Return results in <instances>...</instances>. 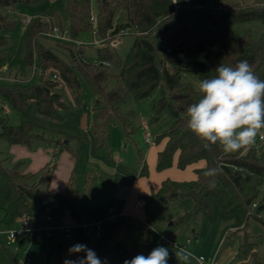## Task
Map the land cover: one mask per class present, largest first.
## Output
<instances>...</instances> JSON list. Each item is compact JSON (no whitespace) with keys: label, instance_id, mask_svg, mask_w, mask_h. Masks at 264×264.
Wrapping results in <instances>:
<instances>
[{"label":"trees","instance_id":"trees-1","mask_svg":"<svg viewBox=\"0 0 264 264\" xmlns=\"http://www.w3.org/2000/svg\"><path fill=\"white\" fill-rule=\"evenodd\" d=\"M39 1L0 0V9L15 4L34 5ZM94 1L97 38L106 39L108 43L120 31L132 35L133 43L125 57H118L114 48L107 45L95 47L96 63L86 60L83 48L91 44L79 45L77 42L84 41L82 38L87 34L94 39L89 21L90 1L66 0V29L71 41L63 42L43 36L54 26L52 20L45 24L38 18L30 19L24 25V63L30 68L34 65L40 72L32 76V83L27 86L16 83L6 87L0 85V97L17 111H22L33 101L38 114L60 121L68 107L58 93V80L78 100V76L82 77L99 98L90 110L92 121L89 131L94 138V150L98 152L105 146L106 123L111 116L118 118L127 134L132 132L126 117L118 112L124 93L131 92L135 98L141 99L159 87L161 98L154 103V112L157 115L168 112L171 123L154 140L155 144L164 141V147L157 153L156 171L170 168L175 156L176 168L179 170L199 161H203L204 166L193 170L192 180H164L156 192L146 196L144 210L173 200L187 199L192 209L179 217V222L187 218L194 219L198 214L209 217L208 199L218 196L220 188L225 196L221 215L234 216L238 231L246 229L250 219L264 226V221L258 216V210L264 207V194L256 208L251 210V204L263 191L264 145L259 150L253 145L247 152L232 154L223 153L216 146L211 151L206 150L203 142L188 130L184 114L186 107L196 102L200 94L190 84L180 80V74L187 72L196 73L199 80L211 77L216 74L215 68L221 63L234 66L242 60H247L255 73L264 79V33L254 39L248 32L228 36L226 30L231 24L249 20L264 24V0H254L249 6H211L209 0H192L190 6L184 0ZM14 26L15 22L8 21L0 14V48L6 43L3 32ZM59 29L64 30L60 24ZM43 40L53 45H45ZM157 40L162 42V47ZM59 49L63 51L58 52ZM2 59L0 50V65ZM110 66L117 69L116 74L109 72ZM52 75H56L57 79H53ZM111 80L115 81V85L107 88ZM0 140L27 149H32L36 141L42 142L49 150L50 158L56 161L65 151L76 158L87 136L85 132L79 131L73 138L54 137L52 133L32 124L11 126L0 117ZM71 141L76 145L75 150L69 146ZM139 156L143 158L140 152ZM141 161L139 174L145 176L147 167L144 159ZM22 164L19 161L12 168H6L0 159V224L10 228L22 218L40 222L47 216L56 224H61L65 212L76 223L84 221L80 203L85 195L75 188L72 175L63 192H53L49 190L48 184L55 162L34 173L21 172L19 169ZM209 167H218L222 172L215 178L205 177L203 171ZM210 179H214L215 186L212 188L209 187ZM121 223L122 219L119 218L107 221L104 215L96 254L106 264H124L125 260L137 255L135 244L121 252L112 249L114 232ZM75 244L82 242L78 238ZM253 248L251 237L245 234L239 248L244 260L255 259ZM58 250L51 249V257L55 264H64ZM82 256V252L74 254L73 260ZM168 264L176 263L168 260Z\"/></svg>","mask_w":264,"mask_h":264},{"label":"rangeland","instance_id":"rangeland-1","mask_svg":"<svg viewBox=\"0 0 264 264\" xmlns=\"http://www.w3.org/2000/svg\"><path fill=\"white\" fill-rule=\"evenodd\" d=\"M90 1L91 14L95 16L96 5L94 0ZM187 6L192 0H184ZM254 0H209L211 6H223L226 4L252 5ZM66 0H41L34 5L15 4L10 8L0 9V14L8 21L15 22V26L5 30L3 35L6 43L0 48L2 52V63L0 65V85L9 86L16 83L19 86H27L32 83V70L24 63V25L27 19L38 18L41 21L52 20L55 27L59 24L66 30ZM120 17V16H119ZM228 36L242 35L248 32L250 36L257 39L264 33V24L258 20L231 24L226 27ZM82 43L90 44V34L82 38ZM45 45L53 44L43 40ZM78 42V43H81ZM49 43V44H48ZM133 43L130 34L123 35L116 40L114 52L118 57L124 58ZM159 46L162 42L157 40ZM95 45L83 48L84 58L89 62L96 63ZM59 49L58 52H62ZM174 69V68H172ZM111 74H116L117 69L113 66L108 68ZM80 83L79 99L76 100L69 88L58 80V93L68 109L62 113V120H53L38 114L36 105L30 101L22 111L15 110L5 99L0 97V117L4 118L7 124L17 126L20 123L32 124L38 129L50 132L54 137L73 138L79 131L86 133L87 140L81 146L79 153L74 158L68 152H62L56 161L49 159L48 165L54 162L59 165L58 178L72 175L75 188L81 191L85 198L80 203L83 220L81 223L62 222L60 226H52V238L44 239L42 229L33 232L34 237H41L19 244V240L6 245L5 232L8 227L0 224V264H55L52 259L51 249L58 250L62 261L73 259L69 255V247L80 239L82 244L96 252L97 232L96 225L102 227L104 215L110 210L113 219L121 215L125 198L122 193L128 192L139 178V165L145 160L148 146L153 147L155 137L171 123L168 112L163 111L155 114L154 103L161 98L160 88H155L152 93L141 99H137L131 92L124 93L123 102L118 105V112L126 117L132 132L127 134L123 130L120 121L116 116H111L106 123L105 146L100 151L94 150V138L90 134L92 114L90 112L94 101L98 96L82 77L78 76ZM180 80L191 85L198 91V75L194 72L180 74ZM115 81L108 82L107 88L113 87ZM146 135L149 143H145ZM258 144V145H257ZM264 142H256L254 147L259 150ZM72 150L76 149L74 141L69 142ZM9 144L0 140V159L6 168H12L13 155L8 153ZM40 147L46 149L42 142L33 143V149ZM48 150V149H47ZM139 152L143 157L140 159ZM50 156V154H48ZM63 161H62V160ZM23 160V159H18ZM18 162V161H17ZM21 162H29L27 159ZM23 166V164H22ZM26 166L19 170L23 172ZM143 177V176H141ZM140 177V178H141ZM216 197L208 199L210 216L205 217L198 214L194 219L187 218L179 222V217L190 212L192 204L189 200H173L165 205H156L144 210V203L139 196L140 208L136 214L138 222L133 224L131 230L117 233L112 242V249L121 252L129 245H136L137 254L147 255L157 246L168 248L170 261L178 264L175 252L180 247L171 246L172 242L179 245L185 239L190 240L186 249L190 250L195 257L203 259L202 264H264V226L255 219H250L246 229H236V218L234 216L223 217L221 206L225 201L223 191L219 188ZM263 191L255 199L259 203ZM261 207V204L259 205ZM258 216L264 221V207L258 210ZM108 221V220H107ZM14 224L11 229L18 228ZM69 228L70 233H65ZM247 234L254 243L255 259L244 260L239 252L243 236ZM158 242L154 244L153 241ZM192 264H199L198 260Z\"/></svg>","mask_w":264,"mask_h":264},{"label":"clouds","instance_id":"clouds-1","mask_svg":"<svg viewBox=\"0 0 264 264\" xmlns=\"http://www.w3.org/2000/svg\"><path fill=\"white\" fill-rule=\"evenodd\" d=\"M215 73L198 82L200 98L184 110L187 128L206 150L216 146L226 154L247 152L258 136L264 140V79L247 60L234 66L221 63ZM221 172L218 167H209L203 175L215 178ZM214 186V179H210L209 187ZM81 252L84 256L65 259L64 264H106L87 245L75 244L68 249L70 256ZM174 255L178 264L198 260L186 248H178ZM169 256L168 248L157 246L149 254H137L124 264H168Z\"/></svg>","mask_w":264,"mask_h":264},{"label":"crops","instance_id":"crops-1","mask_svg":"<svg viewBox=\"0 0 264 264\" xmlns=\"http://www.w3.org/2000/svg\"><path fill=\"white\" fill-rule=\"evenodd\" d=\"M163 147L164 141L160 142L159 144L153 147L148 146V150L145 155L146 158L144 160L147 167V174L143 177H141V175L139 174V178L136 180L135 185L128 192L121 194V196L125 198L126 201H124L121 210V215L118 217L119 219H122V223L116 228L113 235V240L117 233H123L126 232V230H131L133 224L139 221L135 216L137 213L140 212V207H134L137 202H140L139 196H145L142 198V201L144 202L146 196H149L152 192H156L164 180H171L175 182L192 180L194 179L193 170L204 166V162L199 161L195 164L187 166L184 170H179L176 168L175 156L173 165L170 168L162 171H156L155 166L157 160V153L160 152ZM8 153L13 155V159L11 161L12 163H17V161L19 162L20 160L18 159H27L29 161L26 163L23 162V166H26L23 173H34L38 171L43 166L47 165L50 159V156L48 155L50 154L49 150L42 149L40 147H37L36 149H33V147L32 149H27L22 145H9ZM139 167L141 168L140 165ZM57 168H59V165L57 166L56 164L52 176L49 180L48 186L49 190L53 192H63L65 190L69 177L66 175L65 177L63 176L60 180L57 177L59 174ZM64 221L69 222L70 224L74 222L67 212H65V214L63 215L61 224ZM131 242L132 237L129 239V245L126 247V249L132 247ZM60 247L61 246L59 245L58 249H60Z\"/></svg>","mask_w":264,"mask_h":264},{"label":"built area","instance_id":"built-area-1","mask_svg":"<svg viewBox=\"0 0 264 264\" xmlns=\"http://www.w3.org/2000/svg\"><path fill=\"white\" fill-rule=\"evenodd\" d=\"M89 21L91 23L92 26V35L94 36V39L92 40V42L90 44L98 46V47H105V46H110L112 48L116 47V40L123 36V35H127V31H120L118 32L116 35H114L108 43H106V39H99L96 37L97 33H96V29H97V24H96V19L95 16L91 14ZM29 22V19L26 20V24ZM42 23L48 24L49 21L48 19L42 21ZM43 36L49 37L53 40H58V41H63V42H68L71 41L69 38V33L68 30H63L61 31L59 29V27H55L52 26L51 31L47 32V33H43ZM79 45H90L87 43H78ZM32 70V76H34L35 74L39 73L40 71L36 70L35 66L33 65L31 67ZM53 79H57L56 75H52ZM257 140L259 142H264V140H261L259 138V136L257 137ZM145 143L148 144L149 143V138L146 135L145 137ZM140 202H137L135 204V208L140 207ZM256 208V203H252L251 204V210H254ZM113 215L112 211L110 210L107 214H106V220L108 221H113L115 219H113V217H111ZM19 227L18 228H8L7 231L5 232V236H6V245H10L14 242H16L17 240H21L23 239L24 242L25 241H31L34 239L40 240L41 237H34L33 232L38 230V229H42L43 231V238L44 239H50L52 238V226H60L61 224H56L53 219L50 216L45 217L43 220H41L40 222H37L35 220H32L30 218H22L20 219L18 222ZM96 232H97V237H100L101 234V227L100 225H96ZM65 233L68 234L70 233L69 228H65ZM153 241V240H152ZM23 242V243H24ZM154 244H157L158 242L153 241ZM190 244V240L189 239H185L184 243L179 245L176 242H172L171 246L173 247H180V248H186L188 245ZM203 259L200 257L198 259V263L202 264Z\"/></svg>","mask_w":264,"mask_h":264},{"label":"water","instance_id":"water-1","mask_svg":"<svg viewBox=\"0 0 264 264\" xmlns=\"http://www.w3.org/2000/svg\"><path fill=\"white\" fill-rule=\"evenodd\" d=\"M23 242H24V240H23V239H21V240L19 241V243H20V244H22Z\"/></svg>","mask_w":264,"mask_h":264}]
</instances>
